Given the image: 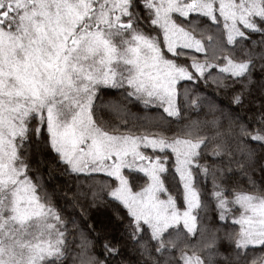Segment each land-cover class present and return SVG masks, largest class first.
I'll return each instance as SVG.
<instances>
[{"label":"snow or ice","instance_id":"obj_1","mask_svg":"<svg viewBox=\"0 0 264 264\" xmlns=\"http://www.w3.org/2000/svg\"><path fill=\"white\" fill-rule=\"evenodd\" d=\"M0 264H264V0H0Z\"/></svg>","mask_w":264,"mask_h":264},{"label":"trees","instance_id":"obj_2","mask_svg":"<svg viewBox=\"0 0 264 264\" xmlns=\"http://www.w3.org/2000/svg\"><path fill=\"white\" fill-rule=\"evenodd\" d=\"M223 104H225V105L227 104V99H224L223 100ZM153 111H156V110L153 109ZM190 115H194V113H190ZM106 216H107V213L104 212V211H101V212L93 211L92 212V215H91V218L96 223V226H97L98 231H101L102 236L103 235H110V237L115 236V237L118 238V236H119L118 233L113 232L111 234H108V233H105L104 232L102 222L105 220V217ZM101 251H102V249L99 247V244H98L97 245V254H100Z\"/></svg>","mask_w":264,"mask_h":264}]
</instances>
